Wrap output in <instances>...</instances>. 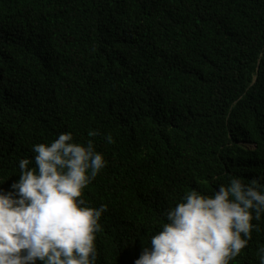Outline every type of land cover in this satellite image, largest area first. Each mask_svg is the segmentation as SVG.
<instances>
[{"label":"trees","instance_id":"1","mask_svg":"<svg viewBox=\"0 0 264 264\" xmlns=\"http://www.w3.org/2000/svg\"><path fill=\"white\" fill-rule=\"evenodd\" d=\"M61 133L106 161L96 264H134L193 190L264 183V0H0V189ZM251 223L230 264H260Z\"/></svg>","mask_w":264,"mask_h":264},{"label":"clouds","instance_id":"2","mask_svg":"<svg viewBox=\"0 0 264 264\" xmlns=\"http://www.w3.org/2000/svg\"><path fill=\"white\" fill-rule=\"evenodd\" d=\"M32 151L35 166L19 160L18 181L0 189V264H96L94 242L107 206L90 207L81 197L106 167L103 155L92 141L73 142L71 133ZM262 213L264 183L258 178L247 184L233 178L212 196L193 190L166 213L167 223L134 264H230L247 247L251 221ZM259 253L264 264V248Z\"/></svg>","mask_w":264,"mask_h":264}]
</instances>
